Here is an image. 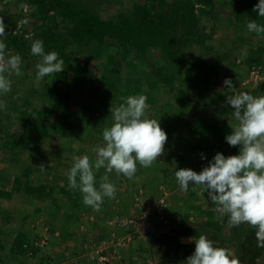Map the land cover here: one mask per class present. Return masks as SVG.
Wrapping results in <instances>:
<instances>
[{
  "label": "rangeland",
  "instance_id": "rangeland-1",
  "mask_svg": "<svg viewBox=\"0 0 264 264\" xmlns=\"http://www.w3.org/2000/svg\"><path fill=\"white\" fill-rule=\"evenodd\" d=\"M21 1L0 0V17H3L4 23L7 25L5 33L8 29L7 21L16 22V27H26V29L32 31L33 26L29 20L34 21L36 17H39L48 9L50 4H54V1L50 2V0H35V5L28 3L21 6ZM64 1L77 7L86 8L102 19H115L118 15L123 17L130 15L135 10L136 5H146L152 14L163 9L171 19H174L177 13L180 14L179 11L186 0ZM188 1H191L194 5L195 33L190 35L186 33L188 26L180 16L177 19L176 26L166 30L161 35L162 44L156 48L149 47L142 54H131L121 44L108 39L100 44L91 43L89 46L82 42H76L70 31L72 23L62 17L57 10H47L44 20L38 22L40 27H44L47 23L57 20L59 28L54 32L59 35V38L56 39L52 49L59 54L61 59L70 60L74 65H82L87 61L88 70L83 78L76 83L73 82L72 72L67 70L65 82H59V93L52 92L50 96H47L43 94L45 91L44 84L46 80L53 78V75L46 76L37 82L35 65L39 59L22 58V75L16 76L13 74L10 77L12 80L11 91L7 94H0V101H3L6 105V108H0V243H2L4 250L11 249L10 247L16 248V234L17 231H21V229L18 230V227L20 224L22 226L24 216L20 211L27 210V219L29 218L31 222L32 219H37L38 216L40 228L42 218H45L36 213V208L39 210L45 208V202L39 205L33 198H30L32 196L22 190L23 188L32 192L40 191L43 198H49L53 194L58 196L62 194L64 196L61 197L69 200L73 198L72 195H75L69 185L66 187L68 184L66 173L73 164V157L89 155L93 161L95 160L92 149L96 146V143L100 145L97 142L98 140L102 143L103 139L100 136L101 134L98 135V131H96V125L98 124L85 126L83 123H79L82 117L81 112L87 113V111H81V100L83 98L90 96L103 97L110 101V105H113L111 103L120 102L122 97L135 95V91L130 87L127 90L128 83H131L130 85L133 87H137L138 83L148 82L153 88L156 86L154 83H159L165 92L164 96L162 94L163 97L173 100V97L183 98L186 94L192 102L199 97L198 101H201V105H205L201 106L204 110V107L207 106L205 103H210L213 100V84H219L217 88L222 89V86H224L223 81L226 78L233 81L237 92H248L254 96H264V84L259 87L246 81L251 67L249 58L254 57V54L257 55V52H260L258 51L259 48L262 49V55L260 53L262 57H259L260 63H264V36L249 32L246 25L251 20L260 23L264 18L241 16L240 11L245 12V6L239 3L238 0ZM21 11L26 14L27 23H22L23 19H17ZM34 11L36 17L31 18V13ZM0 40H3V37H0ZM223 75H226L225 79ZM171 87L174 90L171 91L169 89ZM218 89L217 91H219ZM136 93L139 94V91H136ZM224 98L227 99L226 96ZM156 99H158L157 96L153 95L147 101L153 102ZM113 107L115 108L113 105L107 109L111 110ZM167 108L164 107L166 114H168ZM171 108L170 113L173 111V115L178 114L179 105ZM9 109H11V112H9ZM190 113L193 114L194 112L190 110ZM202 113H206V115L200 121L198 128L205 131L203 121L204 119L208 122L211 120L207 118V114L209 113V117H212L213 110L211 112L202 111ZM91 115L95 118L98 117L97 111L92 112ZM25 116L43 117L47 120L48 126L55 129L54 133L67 129L70 135L59 138L58 134L55 133V136L48 138L27 137L28 142H24L23 138L20 139L19 136L22 134L20 118ZM95 118L90 120L91 123ZM67 124H73L72 129ZM179 130L181 131L177 132L182 135V128ZM84 138L86 143H83ZM8 140H16L14 149L2 148L3 143ZM199 140H202V138ZM68 144L73 147L70 148V151L74 153H66ZM227 147L230 148L229 155L239 154L240 146L233 147L227 144ZM199 148L200 150L203 149L202 146H199ZM195 152L189 154L187 149L185 154L190 156L189 159L195 161L194 163L203 162L200 165L201 167L207 166L215 156V152L206 150V153L201 151L199 157H195ZM219 153L225 155L223 152ZM42 164L45 166L43 172L39 168ZM25 168H27V171L24 173L23 169ZM104 174L105 169L102 168L96 173V180ZM45 177L52 179V186H47L49 189L39 188L40 185L45 183ZM127 179L125 176H117L114 172L109 175V182L115 185L116 193L115 198L109 200L114 204L109 207L108 214L101 219L105 224L107 235L103 234L104 237H97L95 234H88L87 247H89V250L87 256L89 258L94 246L99 241L111 239L113 233L121 234V231H117L116 221L135 213L136 196H142V200L147 198L145 196L147 194L146 190L142 184L138 183L137 178L132 180L134 190L131 192ZM62 184H66V189L61 187ZM17 186L21 189L19 190L20 193L14 191ZM160 186L167 190L170 195V191L166 186ZM51 187L53 192H51ZM5 194L10 195L9 198ZM127 199L128 203L124 202L125 208H123L122 200ZM60 205L63 204L60 203ZM92 218L96 219V216L91 215L87 219V223L88 220L90 223L93 222ZM108 220H111L112 223L108 224ZM5 229L15 232L11 236V233L8 234ZM33 229H35V232L38 231V228ZM43 230L45 229L43 228ZM24 233L29 235L28 238L35 237V235L30 234L31 232ZM40 253L39 250L32 251V246H28L25 257L30 259L31 262H35L38 257L40 258Z\"/></svg>",
  "mask_w": 264,
  "mask_h": 264
},
{
  "label": "clouds",
  "instance_id": "clouds-1",
  "mask_svg": "<svg viewBox=\"0 0 264 264\" xmlns=\"http://www.w3.org/2000/svg\"><path fill=\"white\" fill-rule=\"evenodd\" d=\"M253 11L264 18V0H259ZM6 27L0 17V37L6 36ZM246 27L249 32L264 34V24L256 20L249 21ZM6 49L7 45L0 40V94L11 91L13 74L22 75L21 56L8 54ZM30 51L31 55L40 58L35 65L37 82L64 70L65 61L56 51L46 53L42 40H34ZM223 84L228 90L226 102L233 109L234 120L230 126L231 134L225 139L230 146H240L239 154L225 157L218 152L199 173L181 168L175 171V179L185 193L190 184L198 187L200 194L207 193L211 203L217 206L214 209L217 218L226 215L229 227L248 224L255 230L258 247H264V96L235 91L230 78ZM122 100L124 102L110 110L113 122L103 129L104 144L92 149L95 160L89 155L74 156L66 173L69 187L79 189L83 204L96 212L101 210L105 197L115 198L116 187L109 182V174L115 172L133 179L138 165L150 168L164 155L168 139L159 121L147 115L150 108L147 95H129ZM0 108H6L3 101H0ZM39 168L45 171L43 164ZM102 168L105 174L100 177L97 187L96 173ZM189 240L194 242L195 250L184 264H240L231 249L215 246L206 235Z\"/></svg>",
  "mask_w": 264,
  "mask_h": 264
},
{
  "label": "crops",
  "instance_id": "crops-1",
  "mask_svg": "<svg viewBox=\"0 0 264 264\" xmlns=\"http://www.w3.org/2000/svg\"><path fill=\"white\" fill-rule=\"evenodd\" d=\"M263 20L260 21L261 24H263ZM261 35L264 36V34ZM261 35L259 34V36ZM223 77L225 79L226 75H223ZM130 84L131 83H128L127 90H129L130 87V89L135 91V94H138L136 91H139V94L147 95L148 99L149 97H153V95L157 96L158 99L155 101H147L150 106L147 115L149 118L159 121L160 126L166 132L168 139L165 144L164 155L158 157V161L155 162L150 168H144L138 165V171L136 172L133 179H127V181H129L128 186L131 187L130 192L133 191L134 182L132 180L137 178L139 180L138 183L144 186L147 193L145 196L148 199L157 198L159 195L160 185L166 186L170 191V195L168 197L169 220L168 225L166 226L155 223V225L152 227L149 237L146 240L140 241L136 238H133L131 242L123 248L122 257L120 256V258H114L111 264H158V258L165 254V252L172 253L176 244L192 246L194 243L190 242L189 240V238L193 237L183 233H174V227L177 225H185L187 223H205L208 221L207 213L210 212L213 215L216 212H214V208L217 206L211 203L209 197H202L198 195V187L190 184L186 193L181 191L175 179L174 173L176 170L181 168L192 169L199 173L204 167H206L205 165L204 167L200 166L203 162L194 163L195 161L193 162L192 159H189L190 156H186L185 154L187 153V149L189 154L196 151L195 157H199V153L201 151L206 153V150H209V152H215V154L218 152H223L225 153V157L229 155L228 151L230 148L228 149L227 147L228 143L226 142L225 137L231 134L230 126L234 122L231 115L233 109L227 104L226 99H223V97L226 96V92L228 91L226 86H222V89H218L217 86H219V84H213V100H211L210 103H205L207 106L204 107V110H202L201 106L205 105H201V101H198L199 97H197L196 100L192 102L190 101L191 99H188L187 95L185 94L183 98L173 97V100H171L167 97H163L165 92L160 87L159 83H154V85H156L154 88L148 82L138 83L137 87H133ZM33 87L36 88L35 86ZM145 89H147L146 92ZM160 89L162 91H159ZM217 89L219 91H217ZM109 102L110 101L107 98H96L93 96L86 97L81 100V111H87V113L81 112L82 117L79 123H83L85 126L90 124H98L96 125V131H98V135L101 134V138L103 129L105 127H109L113 122L111 111L107 108L113 105L117 107L124 101H115V103H111L113 105H110ZM177 105L180 107L178 114L173 115V111L170 113V110L172 109L171 107L175 108ZM167 106L170 107L167 108ZM164 107L167 108L168 114L165 113ZM190 110L194 113L189 114ZM212 110V117H209V113L207 114V118L211 120L208 122L206 119H204L203 121L204 127L207 129L201 132V128H198V126L200 125V121L206 115V113L203 114L202 111L211 112ZM94 111H97V118L91 115ZM92 118L95 119H93L91 123L90 120ZM212 126L217 127L218 131L215 132L213 128H211ZM180 128H182V135H179L177 132L181 131L179 130ZM220 132H222V138L216 140L214 135H219ZM22 134H24L23 131ZM200 138H202V140H199ZM85 140L86 139L84 138L83 143H86ZM97 142L100 143V146L104 144V141L101 143L100 140H98ZM97 145L98 144L96 143V146ZM67 146V149L65 148L66 153H74L70 151V148L73 147H71L69 144ZM199 146H202L203 149L200 150ZM181 155L183 156L181 157ZM98 175H100V173H98ZM117 176L120 177L123 175L121 174ZM45 178L44 184H46V186H52V179H48L47 177ZM99 183L100 179H97V187H99ZM62 185L63 186L61 187H64L65 189L68 186V184ZM51 190V192H53L52 187ZM73 194L75 195H72L73 198H70L69 200H65L64 197H61L64 196L62 194L61 196L53 194L49 198L47 197V199H45V209H54V204L60 205L61 203L64 206L63 209L65 211L68 210L69 214L59 213L54 219H52L54 217L53 215H49L52 217L44 218L45 221L49 220V226L51 227L52 231L50 232L49 228V243L47 244V247L41 251V256L40 258H37V261L31 262V260L27 259L25 256L24 258H21L20 255L12 252L13 247H10L11 249L4 250L2 243H0V264H94V262L87 256L89 250V247H87V242L89 241L88 234L92 233L97 237H104L103 234L107 235L105 224L101 221V219L108 214V209L112 204H114V202L109 201V198H104L103 204L101 205V210L96 212L93 211L91 207L85 206L83 204L82 194L80 193L79 189L73 190ZM122 201L123 208H125L124 202L128 203V199ZM78 203L82 204V207L81 205L79 206ZM20 212L24 215L22 218L23 227L20 224L18 230L21 229L23 232H31L30 234L33 235L36 233L41 235L45 234V231L43 230L45 227L40 228L39 226L40 223L38 222V216L37 219H32L31 222L29 218L25 220V218L28 216L27 210ZM72 212H75V216L72 217L73 219H67L64 217L69 216ZM91 215H95L96 219L92 218L94 221L91 223L88 220V224L87 219H89ZM35 227L38 228L37 232H35V229H33ZM6 231L8 234L11 233V236L15 232L13 230L12 232L9 230ZM225 231L228 230L226 229ZM129 233L130 232L127 230H121V234L123 235H128ZM150 237H154L155 241H157V244L161 245L160 252L157 256L153 255V248H151L149 241ZM18 258H20V260H18ZM171 263L173 264V256L171 257ZM178 264L182 263L180 262Z\"/></svg>",
  "mask_w": 264,
  "mask_h": 264
},
{
  "label": "trees",
  "instance_id": "trees-1",
  "mask_svg": "<svg viewBox=\"0 0 264 264\" xmlns=\"http://www.w3.org/2000/svg\"><path fill=\"white\" fill-rule=\"evenodd\" d=\"M52 1H54V4H50L47 10H57L62 17L71 22V35L76 42H82L86 44V46H89L91 43L100 44L108 39L113 40L115 43L121 44L122 47L124 46L123 48H125L126 51L131 54H142L149 47L156 48L157 46H160L163 42L161 35L166 30H169L173 26H176L177 19L180 16H182V19L188 26V30L186 31V33L189 35L195 33L194 29L196 20L193 13L194 5L191 1L188 0L184 1V6L179 11L180 14L177 13L174 19H171L169 15L163 11V9L159 10L157 13L152 14L147 9L146 5H136L133 13L124 17L118 15L115 19H102L88 9L74 6L70 2H66L64 0H50V2ZM21 2V6L28 3L32 5L36 4L35 0H22ZM238 2L245 6V12L243 11L244 14L242 13V11H240L241 16L243 15L244 17L247 15L259 17L258 14L253 11V8L259 2V0H238ZM47 10L40 14L39 17H36L35 11L31 13V18H34V16L36 17V21L29 20V22H31L33 26L32 31L31 29H26V27H16V22L12 23L7 21L8 29L6 31V36L3 37V42L7 45V53H12L11 55L19 54L21 58L29 57L30 59H40L39 57L31 55L30 51L31 43L37 39L43 41L46 53L54 51V49H52V46L56 42V39L59 38V35H56L54 31L59 28V22L55 20L51 23H47L44 27H40L38 24V22H42L44 20ZM19 18L21 20H26V14L22 13L21 11L17 19ZM258 51L260 52H257V55L253 53L254 57L249 58V62L251 63V65L254 63L260 64L259 57H262L260 56L262 49L259 48ZM64 61L65 68L62 72L53 74V78L51 77V79L46 78L48 80H46L44 84V95L50 96L52 92L59 93V82H65L64 79H66V74L68 72L67 70H70L72 72V79L74 83L80 81L88 70L87 61H85L82 65H74L70 60ZM169 89L172 91L173 87ZM10 110L11 109H9V112H11ZM20 123L22 125L21 130L24 133L20 136V139L23 138L24 142H28V140H26L27 137L48 138L58 134V137L62 138L68 137L70 135L67 129L62 132L60 130L59 132L56 131L55 134V129L51 128V126L49 127L47 120L40 116H38V118L27 116L21 117ZM68 126H70L72 129L73 124ZM211 128H213L215 132L218 131L217 127L212 126ZM200 131L202 132L201 129ZM221 134L222 132H220L219 135H214V138L216 140H219L220 138H222ZM15 144L16 140H8L7 142L3 143L2 148L6 147L11 150L15 148ZM26 171L27 168L23 169L24 173ZM39 188L49 189L46 184L40 185ZM19 190L21 189L19 186H17V189H15L14 191L19 192ZM22 190L26 191L28 195L32 196L30 198H33L34 201H36L39 205L40 203H43L45 199H47V197H41L40 191L32 192L29 189L26 190V188H23ZM9 192L11 193V191ZM5 196L9 198L10 195L5 194ZM78 204L82 207V204ZM54 205V209H45L41 207L42 210H39L36 208V213L38 215L41 214L40 217H52L49 215H53L54 217L52 219L56 218L57 214L59 213L69 214L68 210L65 211L63 209V205ZM207 215V222L201 224L187 223L185 225H177L173 228V232L187 234L194 239L198 238L201 234L206 235L209 239L214 241L215 246L231 249L234 256L239 259L240 264H264V247H258L255 230L253 228H251L248 224H241L238 227H229L227 223L228 217L225 215L222 219H218L217 212L213 215L212 213H207ZM74 216L75 212H72L69 216L64 217L69 219ZM26 219L27 218H25V220ZM49 225V220L45 221V219L42 218L41 228L45 227V234L41 235L36 233L35 237L28 238L27 233L25 234L23 231H17L18 233L16 234L15 240L16 248H13L14 251L12 252H14L15 254L18 253L22 258H24L28 246H32V251H42L43 249H45L50 240V234H48L49 228L50 232L52 231ZM226 229L228 231H225ZM149 234L147 235L146 239L149 237ZM43 239L45 240V244H41V241ZM149 241L151 248H153V255L157 256L160 252L161 245L157 244V241H155L154 237H150ZM194 250V243L192 246L176 244L172 253L165 252V254L158 258V264H172V256L173 264H178L180 262L184 264L187 257L192 255Z\"/></svg>",
  "mask_w": 264,
  "mask_h": 264
},
{
  "label": "built area",
  "instance_id": "built-area-1",
  "mask_svg": "<svg viewBox=\"0 0 264 264\" xmlns=\"http://www.w3.org/2000/svg\"><path fill=\"white\" fill-rule=\"evenodd\" d=\"M249 70L246 81L255 86H262L264 84V63H254ZM197 193L200 196L204 195L208 197L207 193L200 194V190ZM168 196L169 192L161 186L159 187V195L155 199L146 198L142 200V196L137 195V203L134 208L135 213L116 221L117 231L127 230L130 233L128 235L113 233L111 239L99 241L90 254V259L94 264H111L114 258H120L122 249L133 238L137 240L146 239L155 223L162 226L167 225ZM108 222V224L112 223L111 220H108ZM41 244H45L44 239L41 241Z\"/></svg>",
  "mask_w": 264,
  "mask_h": 264
}]
</instances>
